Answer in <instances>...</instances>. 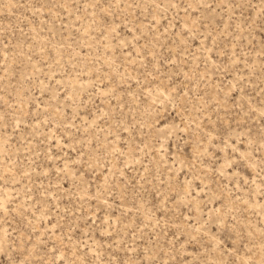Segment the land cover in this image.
Segmentation results:
<instances>
[{"label":"rangeland","instance_id":"1","mask_svg":"<svg viewBox=\"0 0 264 264\" xmlns=\"http://www.w3.org/2000/svg\"><path fill=\"white\" fill-rule=\"evenodd\" d=\"M0 264H264V0H0Z\"/></svg>","mask_w":264,"mask_h":264}]
</instances>
